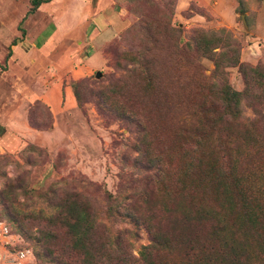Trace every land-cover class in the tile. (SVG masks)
Masks as SVG:
<instances>
[{
  "label": "rangeland",
  "instance_id": "374dc122",
  "mask_svg": "<svg viewBox=\"0 0 264 264\" xmlns=\"http://www.w3.org/2000/svg\"><path fill=\"white\" fill-rule=\"evenodd\" d=\"M31 8L0 0V222L16 237L7 250L29 264H82L56 221L75 204L105 231L127 229L135 256L152 224L209 249L241 239L264 264V0ZM95 53L100 65L83 75ZM58 81L76 101L54 113L43 94ZM28 221L32 237L52 233V256L20 231ZM172 251L156 261L176 264Z\"/></svg>",
  "mask_w": 264,
  "mask_h": 264
},
{
  "label": "trees",
  "instance_id": "16d2710c",
  "mask_svg": "<svg viewBox=\"0 0 264 264\" xmlns=\"http://www.w3.org/2000/svg\"><path fill=\"white\" fill-rule=\"evenodd\" d=\"M49 1L32 0L31 10L41 3ZM197 30L193 35L194 42L195 38L197 40L199 37L197 34L204 32L201 29ZM12 44H16V39H13ZM228 95L233 97L236 92H228ZM103 197L104 200L109 201L116 198L111 199V195L106 192ZM114 212L111 208L109 215L112 216ZM252 214L255 215V213ZM215 215V218L221 222V225L216 228L220 229L222 227V221L219 219L220 213L217 212ZM254 217L251 215V218ZM56 221L61 226L65 224L67 227V232L71 237L70 248L73 252L80 254L82 264H118L119 261H123V264H159L156 259L162 256L169 258L168 254H171L172 250L177 253L176 261L178 262L176 264H260L262 257V251L252 252L241 239H232L234 241H231L222 238L217 250L209 249L198 245L197 239L187 233L179 234L180 236L173 233V238H169V235L162 234L161 230L152 224L145 226L150 234L149 243L143 245L138 256H135L130 251L131 243L124 240L127 229H115L114 233L105 231L104 222L98 219L92 211L79 210L77 205L72 204L65 208V211L62 210L58 213ZM35 227L32 222L28 221L26 225L20 226V231L26 237L34 240L36 245L40 244V247L43 248L44 251L37 255L52 256L54 251L50 249L47 242L53 237L52 233L37 229L39 233L42 232V238L32 237L31 233ZM115 249L120 250L127 259L118 256ZM55 256L57 262L64 263L61 256Z\"/></svg>",
  "mask_w": 264,
  "mask_h": 264
},
{
  "label": "crops",
  "instance_id": "0c3cea01",
  "mask_svg": "<svg viewBox=\"0 0 264 264\" xmlns=\"http://www.w3.org/2000/svg\"><path fill=\"white\" fill-rule=\"evenodd\" d=\"M102 33L103 32H101V34ZM101 36H103V34ZM12 45H16V44H12ZM97 58L99 57L97 56L96 53L91 56H87V58L84 60V63L82 65L83 75H88L93 68L100 65L101 60L99 59L100 61L98 62ZM43 100L46 102L50 110L54 113H58L60 110H62V108L72 107L76 101L72 87L67 83L64 84L62 81L52 82V84L45 89V92L43 94ZM4 131L5 129L0 127V132L2 133ZM13 242H16V237L14 235L1 234L0 232V255L4 258L3 261L9 258L7 254V252L9 251L7 250L6 245L13 244ZM0 262L2 263V261ZM9 263L10 262H7L6 264ZM23 264H29V260H27V256L23 260Z\"/></svg>",
  "mask_w": 264,
  "mask_h": 264
},
{
  "label": "built area",
  "instance_id": "2783aa9c",
  "mask_svg": "<svg viewBox=\"0 0 264 264\" xmlns=\"http://www.w3.org/2000/svg\"><path fill=\"white\" fill-rule=\"evenodd\" d=\"M0 232H1V234H7V228H6V226L2 223V222H0ZM7 254H8V257L10 256V255H12V256H14V258H13V260H12V263L13 264H23V260L25 259V252H23V251H20V252H18V253H14V254H12V253H10V252H7ZM6 258V257H5ZM3 257L0 255V261H3ZM4 262L5 263H7V262H10V259L9 258H7V259H5L4 260Z\"/></svg>",
  "mask_w": 264,
  "mask_h": 264
},
{
  "label": "water",
  "instance_id": "95a60500",
  "mask_svg": "<svg viewBox=\"0 0 264 264\" xmlns=\"http://www.w3.org/2000/svg\"><path fill=\"white\" fill-rule=\"evenodd\" d=\"M100 75V73L99 72H96V76H99Z\"/></svg>",
  "mask_w": 264,
  "mask_h": 264
}]
</instances>
